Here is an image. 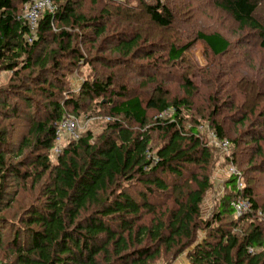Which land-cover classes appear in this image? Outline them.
I'll return each instance as SVG.
<instances>
[{"label":"trees","instance_id":"obj_1","mask_svg":"<svg viewBox=\"0 0 264 264\" xmlns=\"http://www.w3.org/2000/svg\"><path fill=\"white\" fill-rule=\"evenodd\" d=\"M127 1L133 3L128 8L144 10L155 26L172 31L178 28L176 14L163 0H106L105 4L120 12ZM30 2L0 0V69L11 72L15 80L25 79L20 74L26 72L32 76L38 69L39 77L34 80L43 86L39 91L49 99V111L39 117L31 113L30 100L23 95H19L18 104H10L0 97V104L10 111L5 119L18 120L12 126L11 136L6 131L0 132V214L17 196L7 191L10 179L23 182L34 176L30 171L23 172L9 164L6 154L12 153L14 159H19L26 151L31 154L20 161V165L33 168L35 184L49 174L42 190L45 201L24 210L21 223L26 228H19L13 237L16 263L146 264L162 247L165 252L178 255L188 251L187 264H264L261 218L264 204L259 205L250 185L244 183V189L239 191L237 178L232 176L225 205L220 206L212 222L201 220L203 199L212 189L209 168L213 156L200 137L197 119L196 125L185 129V111L190 112V99L199 92L190 79H183L185 97L170 101L162 87L157 88L155 97L147 98L133 95L125 87L112 91L113 75L103 79L91 74L81 84L78 96L95 102L104 100L112 122L96 139L88 131L78 141L68 142L57 156L56 164H52L49 153L56 144V124L71 115L66 107L75 114L79 108L72 98L57 99L65 94L63 85H55L49 76L55 75L64 59L72 61L74 67L92 63L74 41L83 38L85 31L93 32L94 40L105 36L109 29L101 21L110 14L103 12L90 18L76 0H53L56 9L44 12L36 28L37 39L29 42L32 30L21 14V7ZM259 2L219 0L217 6L241 28L258 32L264 52V25L256 16L260 11ZM115 35L111 37L114 38L110 47L118 57L107 61L109 65L140 68L133 59L142 51L141 37ZM195 39L196 43L204 45L206 54L217 58L223 57L232 45L219 32L198 31ZM85 41L90 39L85 38ZM48 43L56 48L51 49ZM196 43H171L167 47L168 63L175 66L185 62V53ZM152 56V53L145 55L148 59H153ZM144 68L152 72L159 70L156 63ZM31 76L28 78L33 79ZM152 82H158V77H149L145 84ZM27 90L28 94L33 93ZM150 111L165 114V117L149 122ZM213 116L214 112L209 119ZM256 119L254 130L244 131L240 138L232 141H222H229V150L244 144L253 152L251 162L255 171L260 172L264 169V111L258 110ZM249 121V115L242 116L238 125L245 126ZM19 123L28 126L20 136ZM127 123L137 124L139 130ZM259 128L262 132L258 133ZM216 131L218 136L226 137L221 126H217ZM157 138L161 144L154 145ZM234 161L235 156L231 159ZM191 166L197 170L192 171ZM188 174L190 180L181 181ZM181 182L184 188L179 186ZM134 184L143 187L137 197L129 192ZM173 192L177 195L171 198V208L167 204L164 209L158 208L151 201L171 197ZM238 197L246 198L252 205L242 217L235 216L233 203ZM143 214L151 215L149 223L144 222ZM225 217L231 218L229 231L222 225H214L222 224ZM200 231L206 233L202 239H199Z\"/></svg>","mask_w":264,"mask_h":264},{"label":"rangeland","instance_id":"obj_2","mask_svg":"<svg viewBox=\"0 0 264 264\" xmlns=\"http://www.w3.org/2000/svg\"><path fill=\"white\" fill-rule=\"evenodd\" d=\"M76 1L82 11L90 18L99 16L103 12L110 14L101 21V24L109 29L105 36L97 40L95 39V41L93 39V32L85 31L83 32V38L74 41L76 46L80 47L86 59L92 63L74 67L71 65L72 61L64 59L62 67L55 72V75L49 76V79L55 85H63L65 94L58 96L57 99L65 100L72 98L78 104V114L73 113L69 107L65 109L67 113L71 115L75 114L73 116H76L78 119L81 137L90 131L96 139L106 130L107 126L110 125L109 123L112 122L109 118V108L104 105L106 103L104 100L99 99L95 102L78 96L80 95L81 84L91 74L93 76L97 74L103 79H107L113 75L115 79L112 91H119L121 87H125L131 94L147 98L155 97L157 88L162 87V90L165 91L164 96L170 101L185 97V92L182 89L183 79H190L195 87L199 89V92L195 93V96L190 99L189 105L192 107L188 109L190 112L185 111V129L189 130V128L196 125L195 120L197 119L196 126L199 127L200 137L213 156L209 168L212 189L207 192L203 199L204 202L201 205L200 214L201 220L212 222L220 206L222 204L225 205V198L229 197L230 193L228 189L229 185H231L230 178L235 170L241 173V175L243 174L244 183L254 189L259 205L264 204V169L260 172L255 171L256 168H254V164L251 162L253 152L246 148L244 144L239 148L232 147L227 152H224L220 148V143L223 139L232 141L238 137L240 138V134L244 131L254 130L258 122V119H256L258 110L264 111V52L260 48L262 39H260L258 32L241 28L233 21L230 15L218 8L219 0H163L164 5L171 9L178 18V28L174 31L155 26L150 22L144 10L140 8L134 10L128 8V6L133 4L132 1H127L120 9V12L116 11L114 7H107L105 4L106 0ZM31 3L32 1L25 5V7H21V14L25 20ZM258 7L260 11L256 16L264 25V0H260ZM31 30L33 36L29 39V42L37 39L36 28L34 27ZM198 31L221 33L231 42V48L220 58L213 57L209 53L206 54L204 45L201 42L196 43L195 41ZM116 33L141 37L142 43L140 48L142 51L136 56L135 60L133 59L136 65L140 67L137 70L130 68L131 65H128L127 68V66L123 65H109L107 62L116 60V57H118L113 52L112 46L110 47V42H113L112 39L114 38L111 37ZM85 38L90 39V41L86 42ZM192 42L196 44L185 53V62H178L175 66H173V63H168L167 47L171 43L185 44ZM49 47L53 49L56 48V45L49 44ZM43 48V50H46V47ZM146 53H152L153 59L146 58ZM150 63H156L159 66L158 72H152L148 68H144ZM39 72L36 69L32 76L31 73H22L20 75L25 79L15 80L11 72L0 69V97L3 96V101L7 100L12 104L20 103L19 95H23L30 100L31 113L38 114L39 117L44 116V113L47 110L49 111V99L40 93L39 90L43 86L34 80V78L39 77ZM62 75L64 76L62 77ZM29 76L33 77V79L28 78ZM154 76L158 77V82L146 85L145 81L149 77ZM143 84H145V87ZM14 86L16 88L12 89ZM26 88L32 90L33 93L28 94ZM47 90L53 92L50 88H47ZM253 111L255 112L252 114ZM9 112L0 104V132L6 131L11 136L14 131L12 126H15L18 120L5 119V116ZM213 112L215 116L209 119L210 114ZM21 113H24V111ZM169 113L171 115L173 111ZM245 115H249L251 122H247L245 126L238 125V119ZM162 117H165V114L160 115L155 111H150L148 114L149 122L155 118ZM127 124L134 127L135 130H139L137 124ZM18 126L21 127L18 131V136H20L26 132L28 126L22 123H19ZM217 126L224 128L226 137L222 138L218 136L216 131ZM257 131L258 133L262 132V128H259ZM154 137L156 138V135ZM67 142L62 140L60 143L62 147H66ZM17 144L13 145L12 150L16 148ZM159 144L161 143L159 138H157L154 145ZM30 155L28 151L19 157V159H14L12 153L5 155V159H7L9 164L16 166L23 172L30 171L34 176L23 182L14 181L13 178L9 181L10 187L7 191L12 196L17 193V196L11 202L9 208L0 214V219H2L0 264H17V256L15 255L12 242L18 229L26 228L21 223L23 212L31 205H40L45 201V198L42 196V190L49 180V174L35 184L36 174H34L33 168L31 166L20 165V161L26 159V157L28 158ZM234 156L235 161L231 162ZM49 158L52 164H56L58 157L52 151L49 153ZM190 168L192 171L197 170L193 166ZM189 180L190 176L188 174L181 181ZM179 186L185 187L183 186V182ZM142 191L143 187L139 184H134L129 188V192L131 194L134 193L136 197ZM176 195L177 193L173 192L171 197L164 196L156 200L152 199L151 201L156 203L158 208H163L165 204L171 208L173 206L171 198H174ZM261 218L263 219L262 224H264V215ZM143 219L144 222L149 223L151 215L143 214ZM230 220V217H225L222 224L215 223L214 225H222L223 228L229 231ZM198 233L199 239L206 236V233L203 231ZM151 247L155 248V246ZM159 251L146 264L188 263V251L183 252L181 255L175 252H165L162 247Z\"/></svg>","mask_w":264,"mask_h":264},{"label":"built area","instance_id":"obj_3","mask_svg":"<svg viewBox=\"0 0 264 264\" xmlns=\"http://www.w3.org/2000/svg\"><path fill=\"white\" fill-rule=\"evenodd\" d=\"M32 3L30 5V9L28 11V15L26 18L27 24L32 28H37L40 18L44 14V12L49 11L53 12L56 9L53 0H31ZM55 132L56 136V143L55 146L52 148V153L57 157L64 147L61 145V141H78L81 138L80 134V125L76 116L67 115L63 118L60 122H58ZM67 142V143H68ZM220 148L227 152L230 148L229 141H221ZM232 176H236L237 184L239 191L243 190L245 187L243 178L241 173L234 171ZM235 209V216L242 217L245 213L249 212L252 205L249 200L243 197H238L236 201L233 203Z\"/></svg>","mask_w":264,"mask_h":264}]
</instances>
